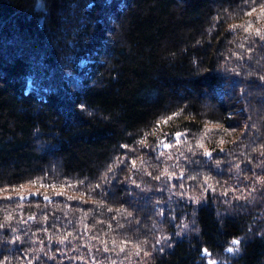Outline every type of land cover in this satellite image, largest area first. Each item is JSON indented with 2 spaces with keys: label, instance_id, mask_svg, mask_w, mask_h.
I'll use <instances>...</instances> for the list:
<instances>
[{
  "label": "trees",
  "instance_id": "16d2710c",
  "mask_svg": "<svg viewBox=\"0 0 264 264\" xmlns=\"http://www.w3.org/2000/svg\"><path fill=\"white\" fill-rule=\"evenodd\" d=\"M255 6L0 0L2 264H264V41L231 29L264 32Z\"/></svg>",
  "mask_w": 264,
  "mask_h": 264
},
{
  "label": "snow or ice",
  "instance_id": "6c2138e0",
  "mask_svg": "<svg viewBox=\"0 0 264 264\" xmlns=\"http://www.w3.org/2000/svg\"><path fill=\"white\" fill-rule=\"evenodd\" d=\"M248 2H249V0H245V3H248ZM251 3L254 4V5H256V6H255V7H252L250 11L245 12L244 15H246V16H252L253 13H257V9H259V12H258V18H259V17H264V0H251ZM245 24L247 25L246 27H245V25H232V26H231V29H232V30H235L236 28L243 27L245 32H249L250 35H256L257 37L260 38V40L264 41V32H262L260 29H256L255 32L252 33V32H250L249 30L253 28V25H252L251 23H248L247 21L245 22ZM260 79H261V80H264V76H261ZM83 107H84V106L81 105V108H82V109H83ZM183 111H184V109L181 108V109H179L178 111L173 112L171 115H168V116H162L161 118H159V119L157 120L156 125H155V128H156V129H159L160 126H161V124L167 125V124L169 123V121L174 120L176 117L180 116V115L183 113ZM215 127H220V125L217 124V125H215ZM207 131H211V129H206L205 134H207ZM224 131L227 132L228 130H227V129H224ZM154 134H155V131H153V132H151V133H146L145 136H144L143 138H141V140L139 141V143L144 144L145 141H146V139H147V136H148V135H154ZM163 135H164V136H168L169 134H168V133H163ZM185 135H186V133H184V132L176 131L175 133H172V136L175 137V144H173L171 141H169V142H165V140L160 139L159 142H158V144L156 145V148L163 147V148H165V149H168V148H171V147H175L177 144L182 143L181 137H184ZM220 143H224V141L221 140ZM200 146L203 147L202 144H201ZM121 147H125V148H126L127 145H121ZM221 151H223V149H221ZM160 155L162 156L163 153H160ZM204 155H205V156H211L212 154H211V152H209V151H205V152H204ZM261 155H264V152H262ZM157 158H159V157H157ZM169 158H171V157H169ZM140 162H141V163H144L143 159H141ZM122 163H124L123 158H117V161H116L114 164L109 165V167H108V169H107V172L103 173L102 176H101V178H100V179H101V183L107 181V180H108V173L113 172L114 168L118 167L119 164H122ZM131 163H132V167H133V168H136V167H137V163H136V161H131ZM164 174H167V169H165L164 172L161 173V175H164ZM149 175H151V173H149ZM174 176H175L174 173H173V174H169V180H171ZM86 179H87V178H85L84 180H80V181H78V183H79L80 185H84ZM155 179H160V177L157 176V177H155ZM189 179H196V177H189ZM28 183H29V184H32V185H35V184L37 183V181L32 180V181H29ZM204 183H205V184H208V178H207V177L205 178ZM20 187L22 188V187H24V185H21ZM41 187H51V188H55L56 185L41 184ZM60 187H61V189L65 188V187H67V188H74V187H76V185L73 184V183H70V182H67V181H66L64 184H61ZM100 187H101V184H100V183L95 184L94 186L90 185L89 188H88V191H89V193H90V192L93 191L94 189H96V188H100ZM180 187H183V185L181 184ZM212 187H213V186H212L211 184H208V188L204 189V191H207L208 189H210V188H212ZM6 190H7V189H2V190H0V191H6ZM37 194H38V193H36V192L31 193V195H33V196H35V195H37ZM56 194H57V195H62L63 192H62V191H61V192H57ZM225 194H226V193H225ZM83 195H84V193H81V196H83ZM71 198H72V197H69V199H71ZM3 199L12 200L13 197H11V196H6V197H3ZM18 199H19V200H24V199H26V197L23 196V195H20V196L18 197ZM43 199H44V200H49L50 198H49L47 195H45V196L43 197ZM118 211H120V210H118ZM128 215L131 216L132 213L129 212ZM10 218H11V217H8V219H10ZM29 219H34V217H29ZM44 219L46 220L47 217L45 216ZM0 227H3V225L0 224ZM120 227H123V225H120ZM184 227H186V225H184ZM68 235L70 236L71 233H69ZM177 235H179V233H177ZM17 239H19V237H17ZM66 239H67V236H65L63 239H61V240L59 241V243H61V244L64 243V240H66ZM164 239H167V237H164ZM113 243H115V241H114ZM121 243H125V244H126V243H130V242H129V241H121ZM157 243H158V244L160 243V240H159V239L157 240ZM231 244H232V245H237V246H238V245L240 244V241H239V239H233V240L231 241ZM136 248H137L136 254L138 255V254H139V250H140V248H139V244L136 246ZM104 250H105V251H108L107 248H105ZM235 250L238 251V247H237ZM120 251H121V252H124L125 249H124L123 247H121V248H120ZM226 251H228V252H233V251H234V248H233V247H228V248L226 249ZM203 252H204V254H206V255H210V253L208 252V249H207V248L203 249ZM144 255H145V256H149L150 253H149V252H144ZM50 258H51V257H50ZM0 264H2V262H0ZM208 264H215V261H214V260H209V261H208Z\"/></svg>",
  "mask_w": 264,
  "mask_h": 264
}]
</instances>
